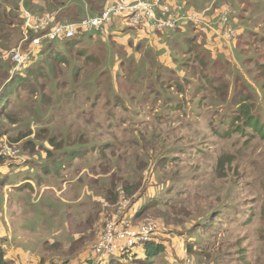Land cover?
Masks as SVG:
<instances>
[{"label":"rangeland","instance_id":"obj_1","mask_svg":"<svg viewBox=\"0 0 264 264\" xmlns=\"http://www.w3.org/2000/svg\"><path fill=\"white\" fill-rule=\"evenodd\" d=\"M0 1V91H11L0 109V173H8L0 179L8 185L29 178L43 187L40 202L28 196L25 209L15 207L19 189L7 191V200L0 195V222L14 240L25 228L24 240L32 242L23 244L42 264L74 263L90 257L111 222L127 215L134 228L155 225L151 237L101 264H264V43L240 36L219 66L210 62L205 68L214 70V87L198 89L194 72L205 68L195 62L179 64L175 75L193 82L163 84L168 74L157 62L127 63L111 39L104 47L91 33L81 35L79 47L69 40L23 44L20 10L46 20L53 16L44 3L49 11L54 3L62 17L67 11L81 20L85 0ZM214 1L230 6L211 0L209 7ZM251 1L246 8L256 21L264 0ZM33 5L41 12H29ZM243 28L253 32L255 24ZM115 29L107 33L120 37ZM86 46L96 59L82 56ZM239 50L250 61L239 59ZM19 51L29 57L15 70ZM42 179L44 185L35 183ZM126 185L132 196L120 199ZM23 191L34 195L32 188ZM147 243L165 251L147 260Z\"/></svg>","mask_w":264,"mask_h":264},{"label":"crops","instance_id":"obj_2","mask_svg":"<svg viewBox=\"0 0 264 264\" xmlns=\"http://www.w3.org/2000/svg\"><path fill=\"white\" fill-rule=\"evenodd\" d=\"M117 0H85V18L93 17L97 14H100L106 6L111 5ZM128 3H135L138 1H155V0H126ZM211 0H206L202 2L200 5H193V0H167L165 4L169 5L171 8V12L176 14L177 19V29L173 31H155L150 27H133L127 26L124 22L122 17H115L107 24V28L114 26L117 27L116 32L120 33V37L114 36L107 33L106 28V38H102L103 43L108 45L107 40L111 39L113 43H115L120 49V59L125 60L127 63L132 64L133 62H147L151 63L155 61L158 63L160 68L163 67V73H167V76H162V83H166L172 80H182L185 75H180L178 78L175 77L178 74L176 68H178L179 64L187 65L189 63L195 62L199 64L198 60L201 58L212 57L216 58L213 59L214 63H221L223 62L221 59H218L220 55L224 54L226 48L230 47L234 44L237 48L235 42L240 40V36L247 37L249 34H252L256 31V24L259 22L260 19L264 20V15L256 17V21L254 19V14L250 13L249 8H246L247 3H252L251 0H227L228 3L221 4V2L217 3V5L212 9L213 4L209 7ZM263 2V1H261ZM261 2H259L261 4ZM48 3H44L43 9H46L48 13L53 16L54 21L60 23H68L72 21H79V19H74L69 16V12L64 11V16L62 17L60 11H54V4H51V11L45 8ZM244 5V7H243ZM66 6V5H65ZM242 6V7H241ZM206 7V8H205ZM209 7V8H208ZM30 7L27 6V10ZM40 7L37 5L32 6V10H37L38 13L41 11L39 10ZM66 8L70 9V6L67 5ZM65 8V9H66ZM205 8V11L202 12ZM243 8V9H242ZM264 8V7H263ZM238 9L241 21L244 23L242 25L238 24V19L236 15V10ZM210 10V11H209ZM242 10V11H241ZM209 11V12H208ZM255 13L257 12V6L254 7ZM35 12V11H34ZM200 14H199V13ZM227 12L228 13V23L225 25L222 22V15ZM158 15L162 14V10L160 9L157 12ZM233 15V17H232ZM233 18V19H232ZM84 19V18H83ZM82 20V19H81ZM253 21V22H252ZM250 24L252 28L255 24V28L253 32L250 28L245 29L243 28L244 24ZM226 26H229L234 32L237 33V38L233 41H227L226 36L224 35ZM244 30V32L242 31ZM258 30V28H257ZM131 32V33H130ZM201 32V33H199ZM178 33H183L180 37H177ZM123 34V35H122ZM93 39H98L95 36H92ZM207 42V43H206ZM102 44V43H99ZM97 45V44H94ZM238 49V48H237ZM217 52V53H216ZM219 53V54H218ZM215 55V56H214ZM217 55V56H216ZM189 81H186L185 84L188 85ZM16 174H19L14 171ZM8 173H0V175H5ZM36 174V173H35ZM28 183H13L8 184L5 182V179H0V195L5 192V199H8V195L6 192L10 191L12 188L19 189L18 197L19 203L15 205L18 209L20 206L23 209L26 208V204L24 199L28 196H34L36 202H40L42 197L41 191L43 190L39 187L34 186L33 180H29L26 178ZM40 185H44V180L42 179L39 182H35ZM26 188H32L34 191V195L26 194L28 193ZM60 188L59 190H61ZM56 188L54 191L56 192ZM40 191V197H39ZM24 192V193H23ZM26 194V195H23ZM21 197V198H20ZM3 210V211H2ZM3 212V215H2ZM34 210L30 209L28 214H34ZM4 208L3 205L0 207V220L2 216L4 217ZM8 218V217H7ZM11 219H14V223H17V212L12 214ZM8 226V225H7ZM9 228V229H8ZM17 226L13 227L16 229ZM25 228L22 230H18V232L22 235L20 237L17 236V240H14V236H10L12 234L11 228L8 226L5 228V221L3 223L0 222V243L3 242L1 245L5 258L13 264H42L43 259H39L34 252L28 251L26 245L23 244H30L31 242L25 241V236H23V232ZM21 240V241H19ZM14 244V245H13ZM33 244V243H32ZM165 251V249H164ZM40 257V254H38ZM87 255V254H86ZM160 256V255H159ZM80 258V259H79ZM82 256L77 257L76 261L73 260L74 263L71 264H81V262L86 258H83L81 261ZM136 258V257H135ZM74 259V258H73ZM145 259H147V254L145 253ZM156 259V258H154ZM153 259V260H154ZM148 260V259H147ZM81 261V262H80ZM114 262V261H112ZM86 264V263H85ZM118 264V262H117Z\"/></svg>","mask_w":264,"mask_h":264},{"label":"built area","instance_id":"obj_3","mask_svg":"<svg viewBox=\"0 0 264 264\" xmlns=\"http://www.w3.org/2000/svg\"><path fill=\"white\" fill-rule=\"evenodd\" d=\"M167 0L138 1L127 3L126 0H117L109 6H106L102 13L95 18H87L81 22L62 24L54 21V18L46 20L33 21L29 13H24L26 27L24 31L23 44L32 41L34 47H41L45 41L55 42L57 40H71L76 37L79 30L96 29L100 30L106 26L112 16L122 17L127 26L150 27L155 31H175L177 29L176 14L171 12L169 5L165 4ZM162 10L158 15L157 9ZM210 11V10H209ZM208 11V12H209ZM228 13L222 15V22L227 25ZM31 32V37L28 32ZM224 35L227 41H233L237 38V33L229 26H226ZM29 55L20 51L13 56L15 61V70L19 69L27 61ZM155 229V225H141L132 227L127 215H123L118 221L111 222L102 241L87 257V264H101L112 256L125 253L135 245L147 241ZM71 264V263H62Z\"/></svg>","mask_w":264,"mask_h":264},{"label":"trees","instance_id":"obj_4","mask_svg":"<svg viewBox=\"0 0 264 264\" xmlns=\"http://www.w3.org/2000/svg\"><path fill=\"white\" fill-rule=\"evenodd\" d=\"M23 1V0H22ZM55 1V0H54ZM90 1H93V0H90ZM1 2V1H0ZM51 3H53V1L51 0ZM217 1H214V3H213V6H212V9L217 5ZM16 4H19L18 2H16ZM54 4V3H53ZM62 4V3H61ZM19 6H20V4H19ZM27 7V6H26ZM29 7V6H28ZM18 9H19V7H18ZM35 11V12H34ZM157 11L159 12L160 11V9L158 8L157 9ZM29 12H33L34 14H36V13H38V11L37 10H32V9H30L29 8ZM19 13V12H18ZM102 13V12H101ZM23 16V12H21V10H20V14H15V17H17V20H19V26L21 25V22H22V37L24 38V31H25V29H24V25H25V22L22 20L23 18H24V16L21 18L20 16ZM100 14H97V15H95V16H93V17H88V18H95V17H97V16H99ZM85 19H87V18H84V19H82V20H79V21H76V22H68V23H65V24H71V23H77V22H81V21H83V20H85ZM262 20V19H261ZM262 22H264V20H262ZM257 27H258V30H256V31H254L252 34H250L252 37H253V39H254V41H257L258 43H264V24L262 25L261 23H259V22H257ZM106 28H107V26L105 27V26H103L100 30H96V29H89V30H84V29H81V30H79V32L77 33V35H76V37L75 38H73V39H71V40H69L68 41V43H70V42H75L74 43V45L76 46L77 45V47H79V46H82V43L80 42V38L81 37H83V36H81V35H84V34H87V33H91V34H94L95 36H97V38L98 37H102V38H106ZM224 32V31H223ZM29 33V35L31 34V32L29 31L28 32ZM33 36V34H31V37ZM249 36V35H248ZM247 36V37H248ZM22 38V39H23ZM91 38H93V37H91ZM108 42V41H107ZM246 43H247V40L245 41ZM100 45H102V46H106L105 45V43H102V44H100ZM92 47H97L96 45H93ZM92 47H90V46H86V48H84L83 50H85V51H83L82 52V56L84 55V54H87L86 55V57H88V56H91V57H89V59H91V58H93V59H96L97 57H95L94 55H93V52L91 51L92 50ZM252 47V44L250 43V48ZM253 48H256V47H254V45H253ZM237 49V48H236ZM89 53V54H88ZM48 55V54H47ZM76 56H77V54H75ZM250 53L248 52V51H246V50H239L238 51V58L239 59H242V58H244L245 59V61H250ZM51 56V55H50ZM52 57H56V56H52ZM75 57V56H74ZM79 58V57H78ZM203 59H207L208 61L207 62H202V60ZM203 59H199L200 61H201V63H200V65L199 64H196L198 67H199V69L201 68V67H208L209 66V64H210V62H212V64L210 65V67L211 66H214L215 64H218V63H214L213 62V59H211V57H206V58H203ZM199 60H198V62H199ZM243 60V59H242ZM218 66H219V64H218ZM24 69V68H23ZM212 70H213V68H205L202 72H201V74L199 75L196 71L194 72V74H195V77L198 79V84H199V87H198V89H200V88H202L203 86H205V85H209V86H212V87H214V84H213V82H214V80L213 79H211V76H213V73H212ZM214 71V70H213ZM189 79H192L191 77H188V80L187 81H189V82H193L194 80L192 79V80H189ZM241 79V78H240ZM12 81V80H11ZM177 81H179V82H184L185 83V80H184V77H183V79L182 80H177ZM182 85H184L183 83H182ZM187 85V84H186ZM1 88V87H0ZM9 93H11V91H9V92H7V91H5L4 92V95H3V91L1 90L0 91V109H5L6 108V103H7V98L5 99V94H6V97H8V95H9ZM3 97H4V99H3ZM0 115L1 116H3V112L1 111L0 112ZM255 118H251L250 116H248V121L249 122H252V124H251V127H255L256 126V120H254ZM257 125H259V123H257ZM261 130H263V128L261 129ZM0 163H1V161H0ZM132 188L131 187H129V185H126L125 186V188H123V189H121L120 191H119V195H120V199H125V198H130L131 196H132ZM144 207H142L141 209H142V211H144L145 210V208L143 209ZM140 209V210H141ZM139 212V211H138ZM146 254H147V259L148 260H153L154 258H157L159 255H161L162 253H163V251H164V247L163 246H160V245H158V243H147L146 244ZM131 254V253H130ZM130 254L128 255V256H130ZM117 257V255L116 256H113V258H114V260H115V258ZM113 259H111V262L112 261H114ZM0 264H11V262L10 261H8L6 258H5V254H4V251H3V249H2V247H0Z\"/></svg>","mask_w":264,"mask_h":264},{"label":"clouds","instance_id":"obj_5","mask_svg":"<svg viewBox=\"0 0 264 264\" xmlns=\"http://www.w3.org/2000/svg\"><path fill=\"white\" fill-rule=\"evenodd\" d=\"M56 22H57V21H56ZM58 23H60V22H58ZM62 24H65V23H62ZM173 32H174V31H173ZM57 41H58V40H57ZM55 42H56V41H55ZM23 65H24V64H23ZM23 65H22V66H23ZM22 66H21V67H22ZM15 67H16V65H15ZM140 244H141V243H140ZM137 245H139V244H137ZM137 245H135L134 247H136ZM134 247H133V248H134ZM133 248H131V249H133ZM129 250H130V249H129ZM111 259H114V258H110V259H108V260H106V261H108L109 263H111ZM85 263L87 264L86 261H85Z\"/></svg>","mask_w":264,"mask_h":264}]
</instances>
